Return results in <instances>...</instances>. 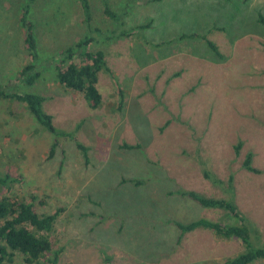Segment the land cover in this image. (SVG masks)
I'll use <instances>...</instances> for the list:
<instances>
[{"label": "rangeland", "instance_id": "1", "mask_svg": "<svg viewBox=\"0 0 264 264\" xmlns=\"http://www.w3.org/2000/svg\"><path fill=\"white\" fill-rule=\"evenodd\" d=\"M27 1L0 0L1 84L30 62L19 21ZM142 1L87 0L92 27L103 33L115 27L104 4L125 9L127 28L151 21L134 37L93 45L112 72L98 76L97 109L61 86L52 65L58 50L88 34L81 0L30 5L41 72L18 90L45 98L43 110L57 130L80 125L76 138L88 148L85 161L62 138L46 160L54 135L22 103L0 97V175L19 178L0 196H34L40 214L60 211L49 233L51 251L34 264H51L56 252V264H223L244 250L238 240L196 230L178 241V231L165 223L231 222L222 211L174 194L184 189L226 198L205 171L224 182L233 175L235 202L264 241V26L257 23L264 0ZM184 33L206 34L220 56L200 39L179 40ZM159 42L166 43L152 45ZM247 153L257 173L243 168ZM129 179L146 183L123 182ZM12 264L26 263L15 254Z\"/></svg>", "mask_w": 264, "mask_h": 264}, {"label": "trees", "instance_id": "2", "mask_svg": "<svg viewBox=\"0 0 264 264\" xmlns=\"http://www.w3.org/2000/svg\"><path fill=\"white\" fill-rule=\"evenodd\" d=\"M35 0H28L25 7L21 9L19 21L23 28V43L29 56L30 62L24 66L13 79L6 84L0 83V97L15 100L22 103L32 114L38 124L50 134L54 135V142L51 145L46 160L53 157L55 148L58 147L59 140L66 138L72 140L76 148L82 153L87 161L88 148L76 138L79 130L75 129L65 132L57 130L53 124L51 115L43 110L45 98L39 94L21 93L18 88L21 85H33L40 76V54L37 47V38L33 31V26L29 21V8ZM161 0H143V4L159 2ZM84 22L87 26L88 34L78 42L57 51L52 63L57 82L66 89L82 95L84 101L90 109H97L102 103L101 94L97 88L98 76L101 72L112 75L107 66L105 54L101 50H94L96 41L116 40L120 38H130L138 35L143 30L150 28L151 21L127 28L124 22L125 9L116 12L104 4V14L107 15L115 25L110 34L103 33L98 28H93L91 24L92 13L87 0H81ZM257 23L264 26V17L259 14ZM95 34V37L92 36ZM182 39H200L207 48L216 56H220L216 44L211 41L206 34H181ZM166 42L152 44L160 46ZM51 65V63H49ZM51 65V66H52ZM118 94L122 100L121 89ZM240 144L236 146V153ZM125 150H138L139 144L121 146ZM253 154L247 153L243 161V168L249 172L257 173L252 167ZM204 177L216 187L224 189L226 198H210L199 194L193 190L179 189L174 194L183 199L191 201L200 208L222 211L230 223L216 222L206 218H198L189 222L176 220H166L165 223L172 225L179 233L178 241L186 234L196 230H207L220 239L238 240L244 250L236 256L227 258L223 264H256L264 262V241L259 230L254 223L240 210L235 202L234 177L229 175L226 182L220 180L209 172H204ZM19 182V178L9 174L0 175V190L9 191L13 184ZM134 187L143 186L146 181L143 179L123 180ZM37 198L34 196H0V264H12L15 254H20L26 264H34L43 259L51 251V241L49 233L53 229L54 223L60 211L56 210L51 214H40L37 209ZM42 202H40L41 204ZM39 204V203H38ZM59 252H56L51 264H56Z\"/></svg>", "mask_w": 264, "mask_h": 264}]
</instances>
